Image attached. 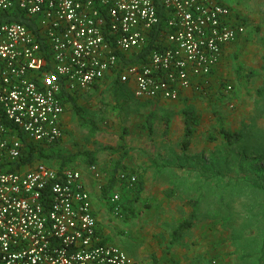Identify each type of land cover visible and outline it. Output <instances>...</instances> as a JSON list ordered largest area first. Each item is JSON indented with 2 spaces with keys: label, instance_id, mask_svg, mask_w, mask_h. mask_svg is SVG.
<instances>
[{
  "label": "built area",
  "instance_id": "built-area-1",
  "mask_svg": "<svg viewBox=\"0 0 264 264\" xmlns=\"http://www.w3.org/2000/svg\"><path fill=\"white\" fill-rule=\"evenodd\" d=\"M157 2L166 17L154 36ZM15 13L33 29L7 19ZM235 17L217 0H0V264H142L99 240L77 167L17 166L23 138L58 140L62 95L109 71L131 78L136 96L177 99L243 35ZM149 38L157 46L139 58ZM88 169L100 188V169ZM121 180L127 187L137 182L133 173ZM110 200L118 213L119 194Z\"/></svg>",
  "mask_w": 264,
  "mask_h": 264
},
{
  "label": "rangeland",
  "instance_id": "rangeland-1",
  "mask_svg": "<svg viewBox=\"0 0 264 264\" xmlns=\"http://www.w3.org/2000/svg\"><path fill=\"white\" fill-rule=\"evenodd\" d=\"M226 3L244 33L207 82L181 102L145 99L134 109L138 103L124 88L122 95L112 85L89 89L76 97L88 126L69 110L67 139L57 145L64 154L99 149L96 160L112 162L121 148L138 144L140 134L129 129L152 114V137L133 157L142 161L132 167L142 180L139 192L136 186L132 192V199L138 197L130 208L112 212L108 227L102 224L108 243L142 264H264V0ZM184 107L200 119L185 154ZM222 127L240 131L242 139L227 145L218 135ZM192 212L191 228L171 242L172 228Z\"/></svg>",
  "mask_w": 264,
  "mask_h": 264
},
{
  "label": "crops",
  "instance_id": "crops-1",
  "mask_svg": "<svg viewBox=\"0 0 264 264\" xmlns=\"http://www.w3.org/2000/svg\"><path fill=\"white\" fill-rule=\"evenodd\" d=\"M217 1L226 4V5H228L231 8V6L228 3H226V2H229V0H217ZM231 10L233 12L232 8H231ZM231 45H232V43L226 45L223 48L220 60L223 58L224 52L227 49V47H229ZM218 63H217V65H218ZM215 69H216V67H214L213 72H214ZM212 73H210L207 76L208 80L211 77ZM112 74H113V71H109V72L106 73V75L103 78L96 80L93 84H91L86 89L74 93L73 96L75 98L77 106H78V99L76 97L78 96V94H82L81 96H83L84 94H87L86 92H88L89 89H91V90H94V89H97V88L99 89L100 87L105 86V85L114 86L113 88H114L115 92L116 91H120L121 95L123 93V88H124L125 91L128 92L129 98H131L132 101H136L138 103L137 106L130 107L132 109L141 107V104L144 103L145 99H155V100H159V101H171V102L178 101V102H181V101H183L185 98H187L189 96L190 92H192V89H193L192 86H190L188 88L181 89L179 97L177 99H164V98H152V97H147V96H136L133 93L134 82H133V80L131 78L128 79L127 81H121V80H119V78L113 77ZM196 80H197V78H193V81H196ZM69 110L73 111V109L71 108V106L68 103H64V111H63V113L61 115L62 136L58 139V145H60V146H62L64 144V140L67 139V133H68L67 128H68V125H69L70 120H71V113H70ZM149 115L151 116V119H152V114L149 113V114L144 116V120L142 119L140 121L139 126H137V127L132 126L129 129L130 134L138 132L140 134L141 139L139 140L138 144L130 145L129 147L121 148L120 151H119L120 154H118V157H117L118 160H114L112 162H106L108 160L103 161V160L100 159V157H97V160H96V158H95V160H94L95 162H93V163L97 165V167L100 169V171L102 173V176H100V182L102 184L100 188H97V186H96V182L97 181L94 179L93 176L90 175V172H89V169H88L89 165L92 164V163H88L87 164V163L82 162L81 160H76L75 161L76 163H74V164H76L74 166L77 167L81 171L84 186H85L86 190L89 193L90 203H91V210H92V213L95 216L96 224H97V227H96L97 235H98L99 240L101 242H107L108 243L107 234H106V227H108L109 223H111L113 221L112 218H111V216L114 213L112 211V202L110 200L111 195L113 193H118L119 194L120 211L123 208H125V207L126 208H130V206H129L130 203H132V201H134L138 197L137 196L138 194L135 193V197L132 199V192H133V189L135 188L136 185L134 184L131 187H127L124 182L119 181L118 176L116 177L117 179L115 180V183H114V185L112 187L107 188L106 190L104 189V187H105V185L108 182L110 171H112V169L116 165L119 166L116 169V171H118L120 169H124V170L127 171L126 172L127 174H129V173L135 174L136 178H137V181H139L140 176L137 175L138 171L135 170L132 167H133V165H141L142 161H141V157L136 158V160H134L133 157L136 156L134 154V152H137L138 150L142 151V149H145V147H146L145 144H146V142L148 140V136L150 138L152 137V133H153L152 120H151V123H150V130L151 131H149V129H148V122H147V118H148ZM76 116H77L78 121L81 123V121L79 120V117H78L77 114H76ZM182 123H183V121H182ZM81 124L84 125L83 123H81ZM166 132H167V130H163V134H166ZM182 132H183V127H182ZM60 150L62 151V149H60ZM98 150L99 149H90V151H94L95 152V157L98 156V154H99ZM129 151L130 152L132 151V154H130ZM131 156H132V159L129 160L128 162H126L124 158L127 157V159H129V157H131ZM50 164L54 165V166H58L59 165V164H57V161H55V160L51 161ZM116 171H115V173H116ZM103 222H105L106 227L104 225H102Z\"/></svg>",
  "mask_w": 264,
  "mask_h": 264
},
{
  "label": "trees",
  "instance_id": "trees-1",
  "mask_svg": "<svg viewBox=\"0 0 264 264\" xmlns=\"http://www.w3.org/2000/svg\"><path fill=\"white\" fill-rule=\"evenodd\" d=\"M157 8H158V12H159L161 18H160L159 23L156 25V27L153 30L154 36H156L155 33H158V31L162 30V28L164 27L165 17H166L165 11L163 10L162 6L158 2H157ZM7 19H13L15 21L25 23L28 27H31L32 29L34 26V23L31 19H28L22 15H19L18 13H15L14 17H12V18L9 17ZM156 46L157 45L154 43L153 38H149L147 45L144 48H142L141 51L139 52V58L140 57L144 58V56L147 54V52L150 49L155 48ZM212 72H213V70H212ZM207 81H208L207 76L199 77L193 83L192 87H193V89L200 87L202 84H204ZM73 95H74V93L73 94L66 93L65 95H62L63 104L68 103L71 106V108L73 109V111L78 115L81 123H83L85 126H88L89 121L85 118V116L83 115V112L77 106L75 98ZM182 121H183V132H182V138L180 141V148H181V151L183 152V154H185L189 148L190 138L193 134V131H194L195 127L199 124L200 119H199V116L195 113V111L192 108L184 107L182 109ZM147 122H148V129H149V131H151L150 130V123H151V116L150 115L147 118ZM89 129H90V132L92 133L93 127H92V129L91 128H89ZM218 135H220L221 139L229 146L238 143L242 139V134L240 131L229 130V129L224 128V127L219 129ZM208 139L213 140L214 136L210 135L208 137ZM23 140H24V145H23V149L21 151V155L19 157V161L17 163V166L18 165H21V167L30 166L34 162H37V161H44L47 163L49 162L48 164H50V162L53 160L57 161V164H59L58 165L59 167L64 166V165L74 166L76 164H74L73 161L77 157H80V160L84 163H87V164L95 162L94 161L95 160V152L94 151L81 150V151L74 153V154H64L57 146L58 140H55L51 143H42V144L34 143V142H26L24 138H23ZM1 166H5V165L0 164V167ZM118 167L119 166L116 165L112 169V171H110L108 182L104 187L105 190L114 185L115 180L117 179L115 171ZM135 185L137 187V193H138L140 188L142 187L141 186L142 180L139 179V181H137L135 183ZM169 193H171V192H169ZM193 218H194V212H192L189 217H184L176 223V225L172 228V231H171V238H170L171 242H176L182 238L184 232L186 230H188L189 228H191V226L193 224ZM263 245H264V238H263Z\"/></svg>",
  "mask_w": 264,
  "mask_h": 264
}]
</instances>
